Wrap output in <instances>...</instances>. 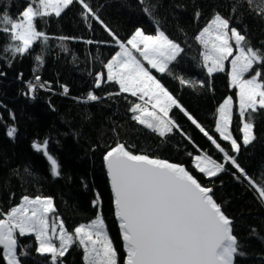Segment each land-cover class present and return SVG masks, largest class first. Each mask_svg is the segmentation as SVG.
<instances>
[{
	"label": "trees",
	"instance_id": "obj_1",
	"mask_svg": "<svg viewBox=\"0 0 264 264\" xmlns=\"http://www.w3.org/2000/svg\"><path fill=\"white\" fill-rule=\"evenodd\" d=\"M104 24L125 41L137 28L147 35H155L157 24L142 10L138 0H87ZM27 0H10L6 10L15 17L23 11ZM154 6L153 16L159 27L171 39L178 41L185 52L169 65L174 75L196 82L195 87L182 86L178 79L166 73L153 72L158 80L218 143L231 155L230 143L215 132L217 109L227 97L237 101V89L230 86L229 72H217L211 78L199 66L200 46L194 40L215 12L230 18V27L245 34L254 48H262L264 17L257 15V3L237 5V0H147ZM5 0H0V11L5 10ZM200 11L199 19L195 12ZM82 7L73 3L60 17L54 14L36 20L37 30L50 39L47 45L37 41L23 58L17 56L9 66L0 59V210L7 212L17 206L23 196L51 197L56 215L65 227L73 231L81 224H88L97 215L93 202L99 194L101 209L108 233L118 252V264H124L125 255L120 231L115 219L113 199L105 169L103 155L117 142L125 144L133 154H147L185 166L203 185L214 189V198L234 222V234L242 244L244 257L237 256L235 264H264V203L245 181L238 180L235 169H228L208 179L194 168L196 155L211 156L223 163V154L187 119L183 112L173 107L170 117L191 138V142L175 129L161 138L132 119L130 111L137 97L127 93L109 98V93L119 91L115 82L106 81L103 63L118 51L115 42L98 22L92 20L88 28ZM91 20V17H89ZM77 37L78 40L60 41L58 37ZM108 41L107 44L84 43V40ZM7 43L0 33V52ZM63 45V47H61ZM67 48V51L64 48ZM43 49V52L41 51ZM42 55L43 65L34 59ZM23 73V78L19 74ZM103 73L101 87H95V76ZM252 74V73H251ZM39 75L42 82H49L51 90L37 88L28 93L27 82ZM205 87H200L199 82ZM211 83V91L207 85ZM61 85L67 86L63 94ZM89 92L101 97L99 101L83 102ZM235 105L231 130L241 143L238 162L249 175L259 179L264 172V110L255 114L256 139L247 146L242 144V133ZM14 115L15 119L12 118ZM9 126L16 128L15 139L8 137ZM48 140V152L59 164L60 175H51L50 164L42 152L33 149L34 142ZM191 153V155H189ZM28 168L32 175L24 172ZM2 218V217H0ZM256 233H252V229ZM19 242L31 245L30 255L21 257L23 264H46L50 258L39 257L34 236L19 237ZM20 249L18 248V254ZM65 264H83V250L73 249L62 258Z\"/></svg>",
	"mask_w": 264,
	"mask_h": 264
},
{
	"label": "snow or ice",
	"instance_id": "obj_2",
	"mask_svg": "<svg viewBox=\"0 0 264 264\" xmlns=\"http://www.w3.org/2000/svg\"><path fill=\"white\" fill-rule=\"evenodd\" d=\"M79 4L87 26L91 21L101 24L111 40L118 47L110 59L103 63L106 69V83L115 82L119 91L108 96L127 93L137 97L143 103H134L130 109L132 119L161 138L173 133L175 129L191 142L179 125L169 116L173 107L178 108L189 121L223 154V163H218L211 156L196 155L194 168L211 179L227 171L226 164L235 169L238 180L258 194L264 203V172L259 179L249 175L237 160L241 143L229 130L233 121V100L227 97L219 105V114L215 132L219 138L230 143L229 150L217 140L186 110L167 88L152 75L150 69L166 73L178 79L182 86L195 87L196 82L174 75L169 65L185 52L178 41L171 39L160 29L159 21L153 16L154 6H148L147 0H138L142 10L157 24L156 34L147 35L137 28L125 41L104 24L98 13L87 0H27L23 11L13 17L6 8L10 0H5V10L0 11V33L7 43L0 52V59L7 60L9 66L17 56L23 58L33 45L39 41L47 45L50 37L37 30L36 20L44 23L46 17L61 13L73 3ZM246 2L249 6L257 0H237L231 7L235 14L237 5ZM257 15L264 17V0H259ZM200 11L195 12L199 19ZM91 17V20L89 19ZM60 41L78 40L77 37H58ZM194 40L200 46L199 66L207 71V76L223 72L225 61L232 57L230 86L238 89L239 124L242 127L244 146L256 139L254 132L255 114L264 110V47L254 48L249 38L236 27H230V18L215 12L206 25L195 35ZM88 45L107 44L108 41L84 40ZM264 45V41L261 42ZM131 46V47H129ZM63 47V45H61ZM67 51V48H64ZM43 52V49L41 50ZM235 51V55H233ZM134 53H138L141 59ZM38 67L43 65V57L34 58ZM252 73L245 78L246 73ZM3 75V73H0ZM103 73L95 76V87H101ZM23 78V73L19 74ZM205 87L204 82H199ZM63 94H68V87L61 85ZM211 91V83L207 85ZM37 88L51 90L49 82H42L39 75L34 81L27 82L28 93L34 94ZM147 98V99H145ZM101 97L89 92L83 102L99 101ZM149 105L151 106L149 108ZM15 119L14 115L12 116ZM16 128L9 126L8 137L15 139ZM32 147L42 152L50 164L51 175L58 177L59 164L48 152V140L34 142ZM191 155V153L189 154ZM103 160L111 184L115 217L119 224L120 236L126 253L124 264H235L237 256L244 257L242 244L234 234V222L214 198V189L203 185L183 165L167 160L150 157L147 154H133L129 148L117 142L104 155ZM24 172L32 175L26 167ZM100 197L97 194L93 207L97 215L88 224H81L73 231L66 229L58 215L51 197L23 196L17 206H11L7 212L0 210V249L7 264H23L21 257H27L31 245L19 242V237L34 236L38 245L35 252L39 257L50 258L46 264H65L63 257L73 249L83 250V264H117V249L108 234L105 220L99 210ZM256 233V229L251 230ZM58 242V243H57ZM18 248L20 249L18 254Z\"/></svg>",
	"mask_w": 264,
	"mask_h": 264
},
{
	"label": "rangeland",
	"instance_id": "obj_3",
	"mask_svg": "<svg viewBox=\"0 0 264 264\" xmlns=\"http://www.w3.org/2000/svg\"><path fill=\"white\" fill-rule=\"evenodd\" d=\"M143 31V30H142ZM129 47H131V46H129ZM135 55H137V57L139 58V59H141L142 60V62L145 64V66L146 67H149L150 68V66H148L147 65V62L146 61H143V59L142 58H140L139 57V54L138 53H134ZM233 55H235V51H234V53H233ZM231 59H232V57H229V59L227 60V61H225V65H224V71H228L229 72V74H230V72H231V63H230V61H231ZM150 71H151V73H152V75H154L155 76V74L153 73V72H155L156 70L155 69H150ZM223 71V72H224ZM250 76H251V72L250 73H246L245 74V78H250ZM156 77V76H155ZM229 77H230V75H229ZM157 78V77H156ZM234 89H236V88H234ZM237 93H238V89H237ZM175 98V97H174ZM145 99H147V98H145ZM232 100H233V114H234V109H235V105H237V107H238V95H237V101H236V103H235V100L232 98ZM138 103H143V101H140L139 100V102ZM151 106L149 105V108H150ZM169 116H170V113H169ZM218 116H219V114H218ZM231 132H232V130H231V126H230V129H229ZM233 134V133H232ZM234 136V135H233ZM99 210H100V212L102 213V209H101V202L99 203ZM102 215H103V213H102ZM104 218V217H103ZM107 228V227H106ZM108 231V230H107ZM109 234V233H108ZM110 236V235H109ZM58 243V242H57ZM117 264H118V256H117Z\"/></svg>",
	"mask_w": 264,
	"mask_h": 264
},
{
	"label": "water",
	"instance_id": "obj_4",
	"mask_svg": "<svg viewBox=\"0 0 264 264\" xmlns=\"http://www.w3.org/2000/svg\"><path fill=\"white\" fill-rule=\"evenodd\" d=\"M105 164V163H104ZM185 167V166H184ZM186 168V167H185ZM105 169H106V166H105ZM187 169V168H186ZM188 170V169H187ZM106 172H107V169H106ZM108 177V175H107ZM108 181H109V186H110V190H111V184H110V180L108 178ZM111 194H112V191H111ZM112 199H113V194H112ZM113 209H114V204H113ZM114 215H115V210H114ZM116 219V217H115ZM117 224H118V221L116 220ZM118 227H119V224H118ZM120 231V229H119ZM122 241V239H121ZM122 245H123V242H122ZM123 252H124V255H125V258H126V253L124 251V248H123ZM125 261V260H124ZM0 264H7V262L3 259V249H0Z\"/></svg>",
	"mask_w": 264,
	"mask_h": 264
}]
</instances>
